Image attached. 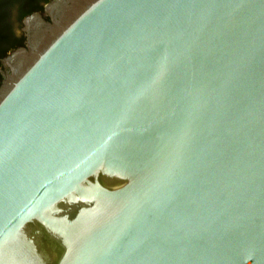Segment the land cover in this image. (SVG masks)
<instances>
[{
    "label": "water",
    "instance_id": "95a60500",
    "mask_svg": "<svg viewBox=\"0 0 264 264\" xmlns=\"http://www.w3.org/2000/svg\"><path fill=\"white\" fill-rule=\"evenodd\" d=\"M21 31L0 264H264V0H50Z\"/></svg>",
    "mask_w": 264,
    "mask_h": 264
},
{
    "label": "flooded vegetation",
    "instance_id": "af4514ba",
    "mask_svg": "<svg viewBox=\"0 0 264 264\" xmlns=\"http://www.w3.org/2000/svg\"><path fill=\"white\" fill-rule=\"evenodd\" d=\"M29 0H0V31L3 32L2 34H4V38H2V42H0V50L1 51H6V49L9 47V45L6 44V42L8 41H19V43L21 44L22 47L23 46V42H24V36L23 33L21 31L22 28V20L23 18H25L26 16L32 14V13H39L40 15L43 12V7L50 1V0H31V7L35 6L40 8L39 10L36 11H32L26 15H24L23 17H21L20 19L17 18V11L19 9V7L23 6L25 7L29 2ZM45 20H47V18H44ZM18 48V47H16ZM14 48V49H16ZM12 50H7V55L13 51ZM6 56V55H5ZM4 56V57H5ZM3 57H0V59H2ZM0 69H1V63H0ZM1 79V78H0Z\"/></svg>",
    "mask_w": 264,
    "mask_h": 264
},
{
    "label": "trees",
    "instance_id": "16d2710c",
    "mask_svg": "<svg viewBox=\"0 0 264 264\" xmlns=\"http://www.w3.org/2000/svg\"><path fill=\"white\" fill-rule=\"evenodd\" d=\"M29 1H28L29 3L25 7L24 6H23V8L22 7H19V9L17 11V18L20 19L24 15H26V14L32 12V11H36V10H39L40 9L38 7H35V6L34 7L33 6L31 7V5H30L31 4V0H29ZM0 20H1V18H0ZM2 33L3 32L0 31V42H2V38L5 37L4 34H2ZM6 44L9 45V47L6 49V51H1L0 50V57H4L5 55H7V52H8L7 50H12V49H14L16 47L21 46V44L19 43V41H16V40L9 41V42L7 41Z\"/></svg>",
    "mask_w": 264,
    "mask_h": 264
}]
</instances>
